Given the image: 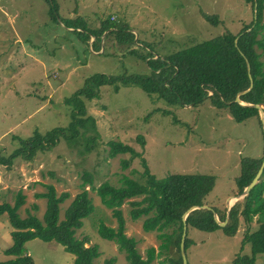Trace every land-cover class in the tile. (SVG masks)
<instances>
[{
  "label": "rangeland",
  "instance_id": "1",
  "mask_svg": "<svg viewBox=\"0 0 264 264\" xmlns=\"http://www.w3.org/2000/svg\"><path fill=\"white\" fill-rule=\"evenodd\" d=\"M252 18L245 0H0V152L13 159L9 165L0 163V203L13 204L16 192L22 189L26 198L19 215L26 216L29 210L42 218L46 199L35 193L45 192V185L52 184L57 194L70 193L60 205L62 218L81 191L83 173L88 171L92 185L86 183L85 188L94 211L83 220L76 236L87 238L86 246H98L100 255L93 264H104L108 258H114V264L127 263L117 245L95 230L99 222L116 227L117 221L91 186L96 188L105 181L119 186L123 176L145 182L142 162L157 178L172 173L212 176L213 185L203 200L222 216L226 200L238 192L242 160L264 155V124L260 125V116L238 122L227 108L213 106L209 98L196 105H172L149 96L137 85L106 83L100 86L97 98H85L84 115L94 121L95 132L83 134L80 129L81 135L72 141L59 136L51 150L38 152L31 161L13 155L35 133L46 135L69 127L73 107L65 100L81 90L93 74L117 79L150 75L140 55L168 58L220 34H237ZM107 19L113 23V31L107 37L104 32L98 46L91 45L94 36L85 41L86 35L78 32L81 29L66 27L74 24L98 30ZM121 29L124 31L117 32ZM261 116L264 119V111ZM110 141L121 142L137 154L128 167L122 168L121 161L130 153L108 156ZM240 199L227 202L232 206ZM128 201L121 207L125 233L137 240L144 255L147 247H157L160 240L156 231L142 229L145 216L131 218L133 206ZM34 204L37 209L32 208ZM2 215L6 220V214ZM255 220L245 224L240 218L233 235L222 228L188 227L187 263L245 264L238 259L253 257L255 264H264V253L253 256L250 243L243 242L245 233L255 230ZM7 223L10 226L8 219ZM12 245L9 228L1 227L0 261L7 260L2 250ZM25 247L35 264H70L74 259L55 241L35 238Z\"/></svg>",
  "mask_w": 264,
  "mask_h": 264
},
{
  "label": "trees",
  "instance_id": "2",
  "mask_svg": "<svg viewBox=\"0 0 264 264\" xmlns=\"http://www.w3.org/2000/svg\"><path fill=\"white\" fill-rule=\"evenodd\" d=\"M250 5L253 18L249 25L237 34L223 33L215 38L205 40L172 54L168 58L156 57L145 53L140 58L146 61L150 75H126V77H112L106 74L95 73L85 81V86L67 97L65 102L73 107L72 122L67 129H55L46 135H35L24 142L23 148L13 157L31 161L38 152L49 151L57 142L59 136L66 141L77 139L88 130L95 132V123L91 117H85V98L92 99L99 96V88L106 83L122 85H137L149 96L164 99L169 104L196 105L209 98L217 108H227L232 117L244 121L251 116L259 119V111L248 104L263 105L264 111V0H245ZM56 11V10H55ZM54 14V8L52 10ZM214 21H216L214 19ZM80 24V23H79ZM66 25L67 28H79L86 35L85 41L91 36L94 39L92 46H98L101 36L106 32L107 37L113 31L114 25L109 19L102 22L101 28L86 29L84 26ZM124 29L117 32L121 33ZM104 37V38H105ZM237 39V40H236ZM126 43V39H122ZM133 52V49L127 48ZM249 64V67H247ZM249 73L252 78V87L249 91L239 95L241 102L235 101L238 93L248 90L250 86ZM119 86L114 85L118 91ZM211 92V93H209ZM262 126V123H260ZM94 137V136H93ZM108 156L114 157L118 153L128 152L131 156L121 161V167H128L131 159L137 154L134 150L121 142H108ZM263 157L242 160L241 174L237 178L238 192L242 194L244 188L252 181ZM12 157H3L0 152V163L12 164ZM144 170L141 175L145 182L123 176L119 186H113L107 181L98 187L91 186L99 196L102 204L111 209L116 218V227L99 222L96 225L97 234L114 242L119 251L124 253L127 264H151L154 260L158 264H183L180 253V240L183 229L182 215L192 206L205 205L204 198L213 185V177L207 174L172 173L157 178L147 165L142 162ZM92 185V175L88 171L83 173V181L78 192L70 201L60 217L61 207L69 197V192L57 194L52 184H46V191L35 193L36 197L46 199V207L42 218L27 211L26 216L18 213L25 203L26 195L22 189L16 192L12 203H0V215L6 214L10 226L13 245L4 250L12 258L0 261V264H35L27 254L25 243L38 238L45 242L55 241L66 252L74 255L70 264H93V260L100 255L98 246H86L87 238H78L76 232L83 226V220L94 211L89 190L85 185ZM264 169L259 181L249 193L237 200L230 208L228 221L221 227L214 219L215 210L196 208L191 210L185 219L188 227H195L204 231H214L222 228L229 235L235 234L243 223L257 225L255 230L246 232L243 242H249L254 255L264 253ZM140 197L138 200H130ZM127 200L133 209L130 211L132 219L145 216L142 229L146 232L156 231L160 240L157 247H147L142 255L137 247V240L125 233V221L122 205ZM37 209V205L32 206ZM217 213V212H216ZM220 221H224L226 213L217 214ZM188 243L187 234L184 248ZM245 264H255L253 257L239 258ZM114 258H108L104 264H114Z\"/></svg>",
  "mask_w": 264,
  "mask_h": 264
},
{
  "label": "water",
  "instance_id": "3",
  "mask_svg": "<svg viewBox=\"0 0 264 264\" xmlns=\"http://www.w3.org/2000/svg\"><path fill=\"white\" fill-rule=\"evenodd\" d=\"M237 40V39H236ZM247 67H249V64H247ZM249 78H250V86L248 88V90L246 91H243V92H240L237 94L236 98H235V101L239 104H242V105H245L241 102L240 98H239V95L241 94H244L246 93L247 91H249L252 87V78H251V75L249 73ZM249 106H253V107H256L259 111V116H260V120L262 122V124H264V119L263 117L261 116L263 114V107L259 104H248ZM263 169H264V155H263V160L261 162V165L260 167L258 168L254 178L252 179V181L244 188L242 194L240 195H236L235 198L236 199H239L240 197H243L245 195H247L249 193V191L254 187V185L259 181V178L263 172ZM196 208H207L209 209L206 205H203V206H192L190 207L183 215H182V221H183V229H182V234H181V240H180V245H179V248H180V253H181V257H182V262L183 264H188L187 263V259H186V255H185V248H184V244H185V237H186V230H187V226H186V222H185V219H186V216L187 214L193 210V209H196ZM231 208V205L229 204V202H227V216L225 218L224 221H220L217 217V215L214 213V219L215 221L220 225V226H224L227 221H228V214H229V210Z\"/></svg>",
  "mask_w": 264,
  "mask_h": 264
},
{
  "label": "crops",
  "instance_id": "4",
  "mask_svg": "<svg viewBox=\"0 0 264 264\" xmlns=\"http://www.w3.org/2000/svg\"><path fill=\"white\" fill-rule=\"evenodd\" d=\"M70 30L72 29V28H69ZM233 196V195H232ZM232 196H229L228 197V199L230 198V197H232ZM227 199V200H228ZM227 200H226V208H227ZM226 216H227V209H226ZM5 216V215H4ZM7 217V216H6ZM5 222H6V225H5ZM3 226H7L8 228H9V231H10V235H11V230H12V228L8 225V223H7V219L5 220V217H3V215H1L0 216V228L1 227H3ZM26 244V243H25ZM26 248V247H25ZM6 248H4L3 250H2V252L5 250ZM26 251H27V254H28V250L26 249ZM3 254L5 255V257H7V260L8 259H10V258H12L11 256H8V255H6L4 252H3Z\"/></svg>",
  "mask_w": 264,
  "mask_h": 264
},
{
  "label": "bare ground",
  "instance_id": "5",
  "mask_svg": "<svg viewBox=\"0 0 264 264\" xmlns=\"http://www.w3.org/2000/svg\"><path fill=\"white\" fill-rule=\"evenodd\" d=\"M243 103V102H242ZM244 104V103H243ZM234 200V197L229 198V202H232Z\"/></svg>",
  "mask_w": 264,
  "mask_h": 264
}]
</instances>
